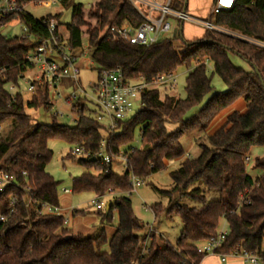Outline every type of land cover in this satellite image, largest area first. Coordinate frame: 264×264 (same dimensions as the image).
Returning a JSON list of instances; mask_svg holds the SVG:
<instances>
[{"label":"trees","instance_id":"obj_1","mask_svg":"<svg viewBox=\"0 0 264 264\" xmlns=\"http://www.w3.org/2000/svg\"><path fill=\"white\" fill-rule=\"evenodd\" d=\"M63 3L72 6V19L64 33L60 30L61 14L40 19L29 13L21 16L34 38L49 36L42 19L55 18L59 22L56 35L73 51L83 47L84 38L88 40L97 71L121 67L129 78L142 77L151 82L162 74L176 72L180 66L192 68L186 77V95L178 96L174 86H153L141 94L142 105L137 112L108 134L84 99L73 106L77 114L73 126L58 123L56 116L52 123L36 125L27 107L43 104L50 108L48 92L40 91L28 102L18 94L9 105L7 90V85L17 80L24 57L35 42L0 35V68L10 67L5 78L0 77V124L4 125L0 132V169L31 187L27 193L14 185L0 191V213L7 216V221L0 223V264H183L186 257L199 264L205 256L198 252V245L217 235L222 219L228 232L219 252L246 250L264 262V154L252 164V169L260 172L256 178L247 171L246 160L254 147L264 149V48L208 30L201 38L188 40L182 24L176 37L161 38L151 46L134 45L122 38L109 39L110 26H138L144 21L130 0H96L87 8L69 0ZM184 5L185 0L171 2L179 10H184ZM211 20L264 42V0H236L232 8L211 15ZM177 39L182 46L176 45ZM230 51L248 61L251 69L236 66ZM208 63L212 64L211 73ZM213 74L226 84L225 91L215 89ZM240 98L247 102L246 111L231 113L225 125L208 135L215 117ZM137 128L142 145L123 152L125 173L113 171L112 165L107 172L96 155L103 141L106 151L116 157L121 147L133 140ZM186 134L195 136L200 153L183 159L170 172L172 188L159 190L168 203L157 202L150 207L155 217L162 213L180 216L183 230L177 243L171 245L155 230L140 235L145 224L125 194L132 193V175L145 179L164 170L168 161L181 158ZM51 139L83 145L90 152L89 158L96 157L95 161L80 159L94 171L73 179V193L93 192L98 197L118 194L112 198L109 211L98 209L105 224L117 214L118 224L110 239L105 227L98 234L83 236L69 231L63 214L40 213L41 203L59 205L60 182L47 170L53 156L48 145ZM213 191L220 193L219 198L208 200L206 193ZM12 195L18 200L16 212L11 213ZM184 198L200 204L183 203ZM105 245L107 249L103 250Z\"/></svg>","mask_w":264,"mask_h":264},{"label":"built area","instance_id":"obj_2","mask_svg":"<svg viewBox=\"0 0 264 264\" xmlns=\"http://www.w3.org/2000/svg\"><path fill=\"white\" fill-rule=\"evenodd\" d=\"M63 1L65 0H0V28L18 20L23 26V32L21 35L14 36L13 38H20L22 40L31 38L35 42V46L30 49L28 54L26 53L24 57L22 62L24 67L20 71L17 80L7 85V90L11 96L8 100V104L10 105L18 94H22L24 97V93L26 92H29L33 96L40 95V91L42 93L47 91L50 108H52L54 98L64 97L63 91L71 90V92L64 97V101L68 104H72V109L79 99H84L87 104H94L95 110L93 116L102 124L108 134V132L116 130L119 122L128 120L132 117L136 113L138 105L139 108L141 107L142 103L140 96L142 93L153 86H174L176 82L175 72L162 74L151 82H148L142 77L137 79L129 78L121 67L105 68L98 71V78L95 82H90L87 87H83L80 80L81 69L79 61L85 52H75L67 44V41L59 40L56 35L59 25L58 20L55 18L42 19V23L48 29L49 36L34 38L21 17L27 14L25 7L28 2L52 6L53 4ZM130 1L139 9L144 17V21L138 26H133L131 24L110 26L109 39L115 40L122 38L134 45L151 46L161 38L169 36L173 28L170 17H173L177 20L178 24L195 22L204 26L208 31L226 33L264 48L263 41L249 38L222 28L215 24L211 18L203 20L191 16L186 10L173 8L171 6L172 0ZM235 2L236 0H231L230 3L225 2V0H215L210 13L213 15L228 10L233 7ZM0 35L4 38H9L8 35L2 34L1 32ZM9 68L8 66L1 67L0 77L5 78L4 76L9 72ZM22 82L26 84V87L23 86ZM3 128L4 125L0 124V132ZM105 144L106 141L104 140L101 149L96 155H98L101 158V162L106 165V171L108 172L114 162V157L106 151ZM72 155L89 158L90 152L83 145H77L72 150ZM117 157H122L124 161H126V156L123 152L117 155L116 158ZM246 160L248 163L250 157H247ZM23 175L27 176V173L23 172ZM142 182L143 178L132 175V190H136ZM10 185L22 187L26 193L27 191H31V187L27 182H18L9 172L0 169V191L5 190ZM63 191L65 193L71 192L70 189H64ZM102 197L92 200V203L95 204L98 209L103 208L102 204L99 202V199ZM17 200L18 196L12 195V200L10 202L11 213L16 212L15 205ZM30 204L31 201L28 202V205ZM40 213L49 215L62 214L60 205H54L48 202L41 203ZM5 221H7V216L0 213V223ZM153 231L154 229H150L148 235ZM227 232V230L219 231L216 236L200 243L198 245V252L204 256L209 254L220 255L223 261H225L229 255L239 256L250 264H257L261 261L258 256L246 250H236L231 254H221L218 249L221 247ZM183 264L196 263L186 257Z\"/></svg>","mask_w":264,"mask_h":264},{"label":"rangeland","instance_id":"obj_3","mask_svg":"<svg viewBox=\"0 0 264 264\" xmlns=\"http://www.w3.org/2000/svg\"><path fill=\"white\" fill-rule=\"evenodd\" d=\"M95 0H69L72 4L81 3L84 7L90 6ZM214 0H188V13L191 16L200 18V19H210L211 13L210 10L214 5ZM27 13L31 14L35 18H43L49 14H61L60 19V30L64 33L65 27L72 19V6L67 5L63 2L53 4L52 6H46L44 4H34L28 2L25 7ZM173 28L169 33V36L176 37L178 34L179 25L177 20L173 17H170ZM183 25V35L185 39L192 40L195 38H201L206 29L201 24L195 22H185ZM2 34L8 35L9 38L14 36L21 35L23 32L22 24L16 20L10 24H6L0 28ZM176 45L182 46V43L179 39L175 40ZM85 52L82 55V58L79 61L80 64V80L83 87H87L90 82H95L98 78V66L92 60V48H89V42L84 38V45L78 50V52ZM231 61L238 67L244 68L246 70L251 69V64L242 58L236 52H229ZM192 68L186 66H180L176 72V82L174 83L175 92L180 97H185L186 91V77ZM209 73L212 72V64L208 63ZM212 83L217 91H225L227 89L226 84L220 78L219 75L213 74ZM23 86L26 87V84L23 83ZM71 90L63 91L64 97L69 94ZM64 97L54 98L52 108H47L45 105L40 104L37 107L28 106L27 111L30 113L35 124H49L53 122L54 116L58 123L66 124L73 126L77 120V114L72 109V104H68L64 101ZM32 94L29 92L24 93L25 102L30 101ZM243 102H246L243 99ZM138 103V102H137ZM91 109L95 110L94 104H89ZM232 108V107H231ZM229 111H226L224 114H228L232 111H239V109L232 108ZM247 108V107H246ZM139 109V105L137 109ZM195 108L191 111L193 112ZM137 112V111H136ZM212 126H215L212 125ZM213 130V127L210 130H207V134H210V131ZM205 134V135H207ZM182 144L185 149V154L181 158L174 159L169 161L167 167L164 170H161L157 173H154L147 178L143 179L141 185H139L136 190H132V193H126L125 195L129 196L132 201V206L135 214L142 220L145 226L139 232L140 235L144 236L149 233L150 229H154L157 235H161L165 243L175 245L178 238L180 237L183 230V222L178 214H172L167 216L166 213H162L160 216L155 217L151 206L157 202H163L164 204L168 203L167 196L160 193L159 190H170L173 186V181L170 176V172L177 169L180 166V163L185 158L196 157L200 153V147L195 140L194 135H184L182 138ZM49 147L53 150V156L51 162L47 166V170L54 176V178L59 181V196H63L65 192L64 189H70L71 192L67 200L73 207L77 210H80L81 213L74 214V219L76 222H85L84 225L92 230L91 234H98L102 227L106 225L101 221V215L95 204L92 203L93 199L98 198L93 192H81L73 193L72 192V182L73 179L77 176L82 175L85 172H93L94 168H90L80 163L81 156H70L72 150L77 146V144H69L66 141L60 139H51L48 143ZM142 145L141 133L139 128L136 129L134 133L133 140L121 147V153L129 150L130 148H139ZM264 154V149L262 147H254L252 149L250 160L247 163V171L252 177H258L260 172L252 169V164L256 157H260ZM114 162L112 164L113 171L123 174L126 171V162L122 157H114ZM108 195V194H107ZM207 199H218L220 193L218 191L207 192ZM65 200V199H64ZM112 200L109 196H104L99 199V202L102 204V211L106 210V205ZM66 201V200H65ZM183 203H188L194 206H198L200 203L196 201H191L184 198ZM66 213V217H68ZM69 222V221H68ZM67 222V226L69 225ZM118 224V217L115 213L114 218L110 224H107V230L111 229L113 226L116 227ZM97 228L96 231H93V228ZM73 228L70 227V232L73 233ZM228 231L227 223L224 219L221 220L218 231ZM162 245V242L160 243ZM107 249V245L103 247V250ZM217 255V254H216ZM215 255V256H216ZM214 256V255H209ZM261 263V261L259 262ZM210 264H214L213 261H210ZM216 264V263H215ZM245 264H250L245 262Z\"/></svg>","mask_w":264,"mask_h":264},{"label":"crops","instance_id":"obj_4","mask_svg":"<svg viewBox=\"0 0 264 264\" xmlns=\"http://www.w3.org/2000/svg\"><path fill=\"white\" fill-rule=\"evenodd\" d=\"M55 14H57V13H55ZM231 107L239 109V111L237 110V111H232L228 114H224V113H226V111H229V109ZM246 107H247V102H243L242 98H240L237 101H235L233 104H231L229 107L222 110L215 117V119L211 122L210 126L208 127L207 130H210V128L213 127V130L210 131L209 135L213 134L215 131H217L219 128H221L223 125H225V123L227 122V118L231 113H233V112L244 113L247 109ZM214 124H215V126H212ZM168 162H167V164H168ZM253 178H255V177H253ZM69 194H70V192L65 193L63 196H59V205L61 207V213L66 218V225H67V222L69 221L68 222V224H69L68 228L69 229H70V227L73 228L74 229L73 233H75V234H82L83 236L92 235L93 234V233L91 234L92 230L84 225L85 222H76V220L73 218L74 212L77 209L75 207H73L71 205V203H69V201L67 200L68 198H70ZM116 195H118V194L117 193L116 194H108L105 196H109V197L113 198ZM66 213H68L67 215L69 218L66 217ZM103 227H105L106 232H107V236L110 239L111 236L113 235L116 227L113 226L110 230L109 229L107 230V224L104 225ZM96 230H97V228H95V226H94L93 231H96ZM209 255H214V256H209ZM209 255L205 256L199 264H210V261H213L214 264L215 263L216 264H245V261L241 257L236 256V255H229L225 261H223L221 259L220 255H216V254H209ZM257 264H264V262L261 261V263H257Z\"/></svg>","mask_w":264,"mask_h":264},{"label":"water","instance_id":"obj_5","mask_svg":"<svg viewBox=\"0 0 264 264\" xmlns=\"http://www.w3.org/2000/svg\"><path fill=\"white\" fill-rule=\"evenodd\" d=\"M187 4H188V0H185L184 10H186V8H187ZM181 29H182V28H181ZM82 159H83V160H86L87 158H86V157H83ZM89 159L92 160V161H95V160H96V157L94 156V157L89 158ZM113 203H114L113 201H110V202L107 203V205H106V211H109V209H110V207H111V205H112Z\"/></svg>","mask_w":264,"mask_h":264},{"label":"snow or ice","instance_id":"obj_6","mask_svg":"<svg viewBox=\"0 0 264 264\" xmlns=\"http://www.w3.org/2000/svg\"><path fill=\"white\" fill-rule=\"evenodd\" d=\"M225 2H227V3H230V2H231V0H225Z\"/></svg>","mask_w":264,"mask_h":264}]
</instances>
